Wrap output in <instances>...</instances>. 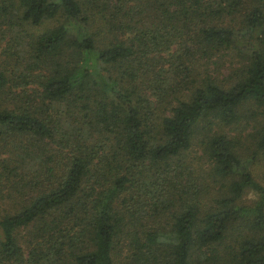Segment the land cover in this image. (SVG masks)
Wrapping results in <instances>:
<instances>
[{"label":"trees","instance_id":"16d2710c","mask_svg":"<svg viewBox=\"0 0 264 264\" xmlns=\"http://www.w3.org/2000/svg\"><path fill=\"white\" fill-rule=\"evenodd\" d=\"M256 157L264 0H0V264H264Z\"/></svg>","mask_w":264,"mask_h":264},{"label":"rangeland","instance_id":"374dc122","mask_svg":"<svg viewBox=\"0 0 264 264\" xmlns=\"http://www.w3.org/2000/svg\"><path fill=\"white\" fill-rule=\"evenodd\" d=\"M226 63L224 64V67ZM223 67V68H224ZM222 72L225 73V70L222 69ZM257 109L255 107H250L248 109H241L240 113V123L239 124H231L228 126H222L220 128L221 133L226 135L236 144V148L243 153V156H248L250 153L248 152L249 149L252 148L251 144V137L250 134L253 132V128L256 125V121L253 120L255 117V112ZM257 120V119H256ZM248 154V155H247ZM185 161L187 164H190L191 170L193 171L191 174L193 175L192 178H196V170L198 166H202V168H206V161L201 154L200 147L196 144H193L191 149L185 155ZM249 165V169L254 175L255 179L264 182V157L255 158ZM195 174V175H194ZM195 182H199V179H196ZM255 198L254 193H247L242 198V203H250L252 199ZM228 241V240H227ZM124 250L123 247H121ZM218 249V247H217ZM120 257L123 256V252H119Z\"/></svg>","mask_w":264,"mask_h":264}]
</instances>
